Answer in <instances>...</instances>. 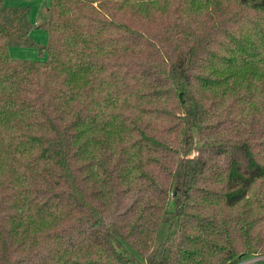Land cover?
<instances>
[{
    "label": "trees",
    "instance_id": "1",
    "mask_svg": "<svg viewBox=\"0 0 264 264\" xmlns=\"http://www.w3.org/2000/svg\"><path fill=\"white\" fill-rule=\"evenodd\" d=\"M0 7V264H264V0Z\"/></svg>",
    "mask_w": 264,
    "mask_h": 264
},
{
    "label": "rangeland",
    "instance_id": "2",
    "mask_svg": "<svg viewBox=\"0 0 264 264\" xmlns=\"http://www.w3.org/2000/svg\"><path fill=\"white\" fill-rule=\"evenodd\" d=\"M48 0H0L2 10L5 12L4 16H6V12L10 11L15 13L17 10H24L25 14L20 19V24L24 28H26L25 23L26 21L31 26V36H29V39L35 44L34 47H28L25 45H10L9 49L13 52V55L16 58H13L15 60H36V61H44L46 60V52L45 49H42V47L45 46V43L47 42L45 31L36 26L38 23L44 22L47 18L46 13V6H47ZM1 10V7H0ZM15 14H12L14 16ZM37 23L36 25H33V22ZM29 32V31H28ZM36 33V34H35ZM41 33H43L44 38L40 37ZM35 34V37H34ZM39 47V48H38ZM11 58V57H10ZM12 59V58H11ZM162 236V231L159 232V238Z\"/></svg>",
    "mask_w": 264,
    "mask_h": 264
},
{
    "label": "crops",
    "instance_id": "3",
    "mask_svg": "<svg viewBox=\"0 0 264 264\" xmlns=\"http://www.w3.org/2000/svg\"><path fill=\"white\" fill-rule=\"evenodd\" d=\"M29 22V21H28ZM29 24V23H28ZM37 23H35V21L33 22V25H36ZM39 24V23H38ZM37 26V25H36ZM31 31H32V29L31 30H29V32H28V36H31ZM36 34V33H35ZM35 34H34V37H35ZM45 35H46V33H45ZM40 37H43L44 38V35H43V33H41V36L39 35V39H40ZM46 39H47V35H46ZM46 44V43H45ZM13 52L14 51H11L9 48H8V55H9V57H11L12 59L13 58H16L14 55H13ZM13 60H15V59H13Z\"/></svg>",
    "mask_w": 264,
    "mask_h": 264
}]
</instances>
